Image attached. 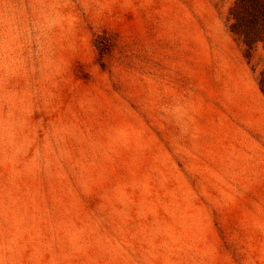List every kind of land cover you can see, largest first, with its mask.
Returning a JSON list of instances; mask_svg holds the SVG:
<instances>
[{
  "label": "rangeland",
  "instance_id": "374dc122",
  "mask_svg": "<svg viewBox=\"0 0 264 264\" xmlns=\"http://www.w3.org/2000/svg\"><path fill=\"white\" fill-rule=\"evenodd\" d=\"M233 2L0 0V264H264Z\"/></svg>",
  "mask_w": 264,
  "mask_h": 264
},
{
  "label": "trees",
  "instance_id": "16d2710c",
  "mask_svg": "<svg viewBox=\"0 0 264 264\" xmlns=\"http://www.w3.org/2000/svg\"><path fill=\"white\" fill-rule=\"evenodd\" d=\"M226 22L229 33L243 47L244 58L250 65L257 48L261 46L264 51V0H234ZM257 85L264 96V66L258 73Z\"/></svg>",
  "mask_w": 264,
  "mask_h": 264
}]
</instances>
